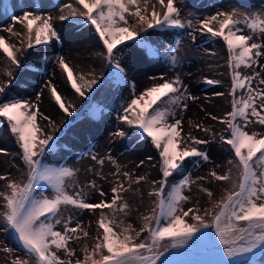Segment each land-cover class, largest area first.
Returning a JSON list of instances; mask_svg holds the SVG:
<instances>
[{"label": "snow or ice", "instance_id": "snow-or-ice-1", "mask_svg": "<svg viewBox=\"0 0 264 264\" xmlns=\"http://www.w3.org/2000/svg\"><path fill=\"white\" fill-rule=\"evenodd\" d=\"M75 3L80 8L65 4L63 10H67V14L60 15L58 19L65 21L72 17L84 18V22L95 30L102 42L103 51L100 55L104 56L110 68L116 70L114 75L117 80L124 79V69L118 60V53L122 54L124 48L118 47L119 45H124L125 48L139 46L148 56L159 55L157 48L140 35L148 29L187 27L192 30L188 35L193 41V32H207L212 37L223 40L228 53L227 64L231 75L229 95L232 100L231 110L220 120L227 126L229 136H221L220 139L234 152V160H229L228 163L238 169V178L232 180L231 168L223 175L210 172L209 176L216 181H231L232 190H226L221 199L213 202L212 208L204 210L203 215L199 214V207L184 209L183 205L191 199L185 192L191 191V186L196 183L189 176L183 175L184 162L192 157L208 161L209 157L204 151L192 146L206 144L208 141L198 139L190 132L186 139L181 136L183 110L188 107L182 101L195 98L187 95V89L179 76L172 80L161 77L163 83L154 84L146 88L139 97H134L124 107V115L119 117L132 131L121 130L116 135H132L142 140L150 138L151 144L159 150L161 173V179L153 181V184H158V188L149 193L156 197L154 207L149 214L142 215V226L138 230L130 223L123 226V220L116 221L115 212L127 215L128 204L120 193L129 189L120 183L111 189L113 195L110 202L101 200L95 204L87 201L83 189L69 194L66 191V181L72 179L77 170L65 166L51 167L44 163L43 157L51 150L49 142L55 138L48 135L44 139H37L36 134L41 131L36 120L39 112L37 103L22 98L3 99L8 90L6 82L0 85V118H3L0 124L7 122L27 169L25 182L9 180L7 188L10 191L0 193L5 209L0 215L4 230L11 232L24 252L22 257L13 258L11 264H166L164 253L169 248L188 245L186 251H189L207 241L209 236L212 237L211 244L216 246L222 257L229 258L224 259L226 264H235L232 258L238 255L254 254L257 249L264 250V135L255 131L249 134L245 130L252 123L264 126V88L253 86L254 81H258V85H264V78H261L264 73V63H261L264 58V43L254 42V38L264 39V6L259 11H252L248 0H240V7L246 9L244 12H238L236 8L217 11L214 15L193 22L181 20L180 9L174 0H166V3L165 0H155V3H151V0H75ZM157 3L163 9L162 13L156 10ZM12 20L22 24L25 33L14 31L11 24L3 31L11 36H23L21 47L16 48L0 36V52L16 68L21 67L17 53L23 55L33 44H46L59 39L51 16L24 13L23 17L12 16ZM137 25L140 26L139 31L136 30ZM127 41H133V45H128ZM179 43V40L175 42L177 47ZM177 60L178 57L173 54V66ZM58 65L67 74L71 87L83 95L63 56L58 58ZM242 68L250 70L251 74L243 73ZM4 75L12 77L10 67L4 70ZM205 82L209 85L220 83L213 79H206ZM96 83L93 79L86 82V86L91 89ZM238 90H242L240 95H237ZM51 95L61 110L67 112L54 87H51ZM145 97L150 99L137 113L135 106ZM162 97H166V100L157 104ZM39 99L40 95L37 94L36 100ZM174 107L181 111H174ZM207 115L212 120L218 119L210 113ZM43 119L49 120V117L43 116ZM187 123L190 127L209 131L199 124H193L192 120ZM91 159L97 160L95 155H91ZM97 163L102 165L104 161L97 160ZM140 163L143 164V161ZM123 175L131 180L129 173L125 172ZM174 175H180L181 179L169 185L168 180ZM5 179V176L0 175V180ZM204 179L205 177H197V180ZM143 180L144 176H138L134 182ZM91 187L94 188L95 183ZM47 189H51V196L46 194ZM200 191L206 193L209 199L213 197V192L207 188L201 187ZM100 195L104 196L105 193L101 191ZM103 208L112 209L113 216L110 220L103 211L100 213L98 226L103 229L102 237L96 238L91 251L87 245L83 247V259L76 258L73 261L76 253L70 247V242L80 240L81 234L88 237L89 232L78 217L69 215L65 219L62 209L92 211ZM213 209L216 211L213 212ZM189 216L193 223L185 220ZM206 216L211 218L210 221L205 219ZM57 225H62V230H57ZM113 225L120 231H115ZM204 229L211 231H203ZM2 251L10 254L14 249L5 245ZM59 253H63L68 259H62ZM97 255L99 260L94 259Z\"/></svg>", "mask_w": 264, "mask_h": 264}, {"label": "bare ground", "instance_id": "bare-ground-1", "mask_svg": "<svg viewBox=\"0 0 264 264\" xmlns=\"http://www.w3.org/2000/svg\"><path fill=\"white\" fill-rule=\"evenodd\" d=\"M10 1L15 2H10L8 8H15L17 2L22 0ZM151 3H155V0H151ZM151 3L149 5V11H151ZM174 3L180 9L181 20H192L193 22H195L196 19H203L204 17L214 15L217 11H231L233 8L237 7L232 0H174ZM249 5L252 11H259L261 6H264V0H251ZM53 6L54 4L49 0V4L46 5L43 15L44 17L51 16L53 18V25L58 33L59 39L51 40L49 43H46L49 49L42 54H39L38 51L33 48H42L43 45H45L44 43L39 45L33 44V47L28 48L23 55L17 53L21 64L22 62L39 61L42 64V68L34 67L37 75L33 76L31 80L27 78L25 81L24 71L19 70V68H16L14 65H10V62L3 60V58L6 57L0 52V84L6 80L12 85L18 86V94H22L23 100L37 103L39 109L38 119L40 121L51 127L62 128L69 122L71 114H69L70 112L68 113V111L65 112L53 108L55 100L51 95V87L55 88L61 99L67 102H73L75 109L83 103V100L79 98L78 95L80 94L73 90L67 78V74L58 65L61 48L65 47L68 49L69 54L63 57L71 68L73 77L77 72L71 61L75 60L77 57L86 64L85 66H87L89 72L100 76L101 70L99 64L96 62L92 53L94 51L102 52L103 45L95 30L84 22L83 17H72L70 18L72 20L60 21L57 14L48 11V9ZM74 7L80 8L76 3ZM156 10L161 13L163 12V9L158 3L156 4ZM12 16H15L14 13L8 12L6 7L0 5V35H5V39L9 43L14 44L16 48H20V41L24 37L11 36L9 33L3 31L6 26L11 24L13 25L14 31L25 33V28H22L23 25L15 23L12 20ZM139 27L140 26L137 25V31H139ZM241 28H244V25H241ZM190 31L192 30L187 27L184 29H148L147 32H141L140 35L151 43L153 47L157 48L159 55L154 57L148 56L139 46L125 48L124 45H119L118 47L126 50V55L122 54V57L119 56L118 59H123L127 66H134L136 70L139 69L140 75L156 78L152 85H145L144 88L139 91V96L146 88L157 83H163L164 81L160 79L161 77L166 80H172L179 76L184 87L189 92L188 95L195 98L188 99L190 105L187 111L190 110V106H193V110L189 112L191 113L190 115L186 114L183 116V131L181 132V136L186 139L187 134L190 132L193 136L203 140L212 138L217 134L219 129H224L226 127L220 120L225 118L226 113L231 110L232 97L229 95L231 90V75L227 64L228 53L223 40L219 37H212L207 32H193L195 36V41H193L192 37L188 35ZM245 31L247 30L245 29ZM137 39H139V37H137ZM177 40L180 41L178 47L175 44ZM254 42L264 43V39L255 40L254 38ZM59 43H61V47L58 45ZM126 43L128 45H133V41H127ZM224 52L226 53V57H223L225 54ZM173 54L178 57L175 66L171 63V56ZM1 56L3 58H1ZM261 63H264V58L261 59ZM106 65L107 62H105V66ZM9 67L13 73L11 78L4 75V70ZM106 68L107 66L105 69ZM105 69H103L102 74L105 72ZM241 70L245 74L251 73L248 69L242 68ZM257 71H259L258 68ZM75 75L77 76L75 83L80 86L81 92H83V95L80 96L84 98L88 97L89 92L86 91V86H83L84 84L80 81L81 78L78 77V74ZM261 78H264V73H262ZM206 79L218 80L220 83L209 85L205 82ZM253 86H258V81H254ZM119 91V87L115 86L112 88V83L106 82L96 90L93 96L91 95L90 105L85 109L84 116L81 117L80 123L75 126L77 128V143L67 147L68 149L70 148L69 150H71V152H62L63 155L69 158L66 160L65 167L72 168L75 166L74 161H72L75 155L81 156L82 161H85L86 158L90 157L94 152H96V156L98 157L102 152L99 151V142L102 136L111 138L110 142L113 147L110 145L108 149L104 150V152L108 151L109 153L111 151V154H107L111 157H115V154L118 153V151H116L117 147H120L122 144H131L136 141L137 137L132 135H126L125 137L116 135L118 131L124 129H127V132L132 131L127 124L119 119V117L124 115V113L122 114L124 107L131 102V100L127 102L123 96V92ZM216 93H223V95H216ZM6 94H4V96ZM37 94L40 95L39 101L36 100ZM163 98L165 97L161 99ZM193 101L197 102L198 105H195ZM145 103H147V97L135 106V111L138 113ZM207 113L218 117L217 120H213L215 126L211 124L213 121L207 119L210 117ZM43 116L49 117V120L43 119ZM188 120H192L193 124H199L203 128L209 129L208 133L205 131L203 132L199 128L190 127L187 123ZM49 131L52 132V130L44 131L43 137L48 136ZM2 138H4V136ZM181 146L183 147V144ZM135 149L140 153L146 151L151 156L153 154L152 158L143 160L144 166L146 167L150 166L152 159L153 161L156 160L154 153L160 158L159 150L151 144L149 139L141 143L140 146H137ZM74 181V179L67 180L66 188L70 187L71 189V185ZM2 235L5 237L3 232ZM6 239L7 237H5V240ZM187 248L188 245L182 248H169L168 251L164 253V257H166L167 261L173 256L199 253L200 250L195 247L186 251ZM212 249L213 246H210L209 250ZM164 257L161 258L163 259ZM157 264H159V262H157Z\"/></svg>", "mask_w": 264, "mask_h": 264}, {"label": "rangeland", "instance_id": "rangeland-1", "mask_svg": "<svg viewBox=\"0 0 264 264\" xmlns=\"http://www.w3.org/2000/svg\"><path fill=\"white\" fill-rule=\"evenodd\" d=\"M54 6L48 11L54 12L58 15V17L62 14H67V10L64 9L65 4H72L75 6V0H50ZM230 1V0H228ZM251 0H248L250 3ZM10 0H0V5L2 7H6L8 12L14 13L16 17H23L24 13H30L32 15H40L44 17L43 12L47 4H49V0H22L17 2V6L15 8H8ZM233 3L237 5L236 9L238 12H243L246 9L240 7V0H232ZM63 10V11H62ZM72 20V19H69ZM73 24V23H70ZM24 26H22L23 28ZM4 38L5 35H0ZM56 42V41H55ZM62 43V42H61ZM61 43L58 45L61 47ZM63 45V44H62ZM37 50L39 54L44 53L49 49L48 45H43L42 48H33ZM126 50L122 54H125ZM101 52L94 51L92 54L98 62L101 75L97 76L94 73L89 72L87 69L86 64L81 61L78 57L75 60H72V65L75 68V71L78 74V77H83L80 79L83 86H86V82L95 79L97 81L96 84L92 85L91 89H88L86 86V91L89 92V96L84 98L78 94L79 98L83 100V103L79 105L77 109L74 108L73 102H67L62 99L63 104L67 108L68 113H71V117L69 118V122L62 128L60 127H51L48 126L46 123L40 121L38 119L39 112L37 115V124L41 129L38 132L37 139H44L47 136L43 137L44 131H49V135H52L55 139L50 141L51 150L48 151L45 156L43 157L44 163L48 164L51 167H60L64 166L66 160L69 159L68 156L62 154V152H71L67 147L74 145L77 143V128L75 127L78 123H80V119L84 116L85 109L90 105L91 102V95L93 96L96 90H98L104 83L111 82L112 88L117 86L120 88L119 92H123V96L127 102H130L134 97H139V91L144 88L145 85H152L154 79L149 76L140 75V70H136L134 66H127L126 62L119 60L121 67L124 69V79L117 80L114 73L116 70L110 68L108 64L106 65L107 68L105 69V58L103 55H100ZM225 53V52H224ZM69 54L68 49L65 47L61 48L59 56H67ZM122 54L118 53V57H122ZM126 55V54H125ZM223 57H226V53ZM1 58H3L1 56ZM18 58V56H17ZM6 60V58H3ZM23 64V65H22ZM22 66L19 70H23L25 73V81L27 78L29 80L32 79L33 76H36V72L34 67L42 68L41 62H22ZM29 64V65H28ZM34 64V65H33ZM103 69L105 72L102 74ZM74 74V81L77 80V76ZM251 74V73H249ZM7 81L3 82L0 85H3ZM78 83V82H77ZM8 90L7 94L3 96V99L8 98H22V94H18V86L12 85L11 83L7 82ZM260 88H264V85H258ZM126 87V89H125ZM256 87V86H254ZM125 89V90H124ZM74 90V89H73ZM242 90H238V94L240 95ZM76 93V92H75ZM187 91V95H188ZM150 98L147 97V101ZM166 100V97L161 99V101H157V104H161L163 101ZM194 102V101H193ZM183 103H187L189 106L190 103L188 100L182 101ZM195 105H198L197 102H194ZM259 103V101H257ZM156 107V105H153ZM53 108L57 110H61V108L56 104L53 103ZM188 108V107H187ZM193 110V106H190V110L187 109L183 110V116L186 114L190 115L189 113ZM150 112L151 109H148ZM174 111L180 112V108H175ZM124 112L122 111V114ZM210 121H213L211 117L207 118ZM3 120V118H0ZM171 122V121H170ZM242 123V122H241ZM212 126H215L214 121L211 123ZM246 131L251 134V132L255 131L259 134L264 135V126H261L256 123L249 124ZM127 131V129H124ZM204 132V131H203ZM208 133V131H207ZM4 136V138H2ZM223 136L227 138L229 136V132L227 131V126L224 129H219L217 134L209 139H203L208 141L206 144L200 145H193L198 150L204 151L208 157V161H204L200 158H187L185 160V167L183 169V175L189 176L192 180L196 181L195 184L191 186V191H186L185 194L189 195L191 199L183 205L184 209L187 210L189 207H199L201 215L204 214L205 209L212 208V204L214 201L219 200L223 197L226 190H232V182L231 181H216L209 173L215 171L219 175H223L229 171L231 168V177L232 180H237L238 178V169L234 167V165H230L228 163L229 160H234V152L232 151L231 147L221 141L220 137ZM201 138V137H200ZM150 140V138H149ZM202 140V139H201ZM111 138L107 136H102L101 141L99 142L100 148L99 151H102L100 155L97 157L96 152L92 153L91 155H95L97 160H103L104 163L98 164L97 160H92L91 155L87 157L85 161H82V157L79 155H75L72 158L74 161L75 166L71 169L77 170L75 176L72 178L74 179V183L70 187L66 188L69 194H74L77 191L83 189L86 193V199L90 203H99L101 200L106 202H110L112 199V192L111 189L118 184L122 183L124 188L129 189L126 192H121V196L123 200L127 202L128 209L127 215H124L121 212H115L116 221L119 222L120 220L124 221L123 226H127V224H132L133 228L139 229L142 226V215L149 214L151 209L154 207L153 201L156 199L155 196H150L149 193L153 192L155 188H158V184H153V181H159L161 179V173L159 170V161L160 158L156 156L154 153L156 160L151 161L150 166L146 167L140 162L144 159H150L153 157L149 155L146 151L140 153L137 152L135 149L137 146H140L141 143L147 141L137 138L136 141L132 142L131 144H122L120 147H117L118 153L115 154V157L108 156V151L104 152V150L108 149L111 145ZM111 147H113L111 145ZM149 147V146H148ZM110 150V149H109ZM111 154V151L110 153ZM115 161V163H113ZM73 165V163H72ZM139 165V166H138ZM98 170V171H94ZM129 173L131 176V180L126 179L123 173ZM26 173L27 169L23 165V161L21 160L20 149L18 147V143L16 138L10 133V130L7 127V122L5 121L3 124H0V175L6 177L5 180H0V193L10 191L7 188V183L9 180L15 181L17 183H23L26 180ZM144 176L145 180L140 181L139 183H135L136 177ZM197 177H205L204 180H197ZM179 179H181L180 175H174L169 178L168 184L171 185L176 183ZM71 180V179H70ZM95 183V187H91V184ZM204 187L209 189L213 192V197L211 199L208 198L206 193L201 192L200 188ZM43 190V189H42ZM103 191L105 193L104 196L100 195V192ZM46 194L51 196V189H47ZM194 201V203H193ZM4 200L3 196H0V215L5 211L4 207ZM118 207V205L116 206ZM103 213L108 216L111 220L113 216V210L109 208L103 209H95L92 211L84 210L80 211L79 209H70L64 210L62 209L63 216L66 219L69 215L75 216L79 218L82 226L89 232L88 237H83L81 234L80 240H73L70 242V247L75 250L76 255L72 258L73 261L76 258L83 259L84 252L82 251L83 247L87 245L88 250L91 251L93 246L96 243L97 237H102L103 229H100L98 226V221L100 219V213ZM216 210L213 209V212ZM207 221H210V217H205ZM185 220L188 223H193L190 216L185 217ZM73 227L75 224L72 225ZM4 224L2 220H0V264H11V261L15 257H22L24 255L23 249L19 246L18 241L16 238L11 234L10 231L4 230ZM115 231H120L119 228H115ZM57 230H62V225H57ZM203 231H211V229H204ZM2 232L5 234L7 239L2 235ZM214 236V232H213ZM212 237L209 236L207 241L201 242L197 245L200 249L201 254H184L180 256H173L166 261V264H226L225 260H228V257H222L221 253L216 250V246L211 244ZM191 243V242H190ZM7 245L14 249L12 253H5L2 251L3 247ZM213 246V250H209V247ZM106 254V253H105ZM62 259H68L64 256L63 253H59ZM248 257L249 260L246 262H238L235 264H264V250L257 249L254 250V254H241L236 257H233L232 260H237L239 258ZM256 257V259H254ZM94 259L99 260L100 257L94 256ZM225 259V260H224ZM244 259V258H243Z\"/></svg>", "mask_w": 264, "mask_h": 264}]
</instances>
